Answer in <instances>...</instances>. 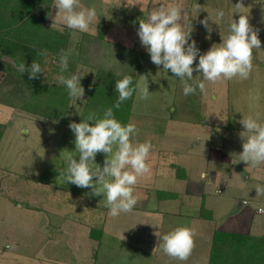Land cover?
<instances>
[{
	"label": "crops",
	"instance_id": "1",
	"mask_svg": "<svg viewBox=\"0 0 264 264\" xmlns=\"http://www.w3.org/2000/svg\"><path fill=\"white\" fill-rule=\"evenodd\" d=\"M197 2L203 11H207L204 5L212 6L207 0H121L112 14H106L114 18L112 21L104 15L108 20L105 42L113 49H129L125 55L129 62L135 50L145 49L138 36L140 19L146 20L147 13L161 6L180 4L184 8L181 23L189 28L192 17L199 12L194 7ZM243 5L240 10L245 13L248 9L250 23L259 29L261 40V48L253 53L252 69L263 70L262 5L257 0H243ZM210 43L206 37L203 45L209 47ZM85 61L80 64L90 65ZM198 61L199 57L194 68ZM142 75L150 95L142 100L135 94L128 122H134L139 130L134 142L152 143L147 161L150 172L138 178L134 187L138 202L129 213L110 217L103 194L91 195L90 188L63 184L59 177L68 155L79 158L69 125L78 123L80 114L70 122L67 117L71 108L75 111L78 100L71 99L67 112L55 118L62 128L58 124L53 127L55 119L29 110L16 119L19 123L3 126L0 264H209L216 229L264 235V195H257L255 188L258 184L264 186V164L248 167L239 161L244 143L240 136L245 131L240 123L243 116L258 115L264 123V116L258 112L264 109V84L255 87L257 109L253 105L245 109L242 99L231 97L236 90L232 92L228 79H224L222 91L205 81V93L197 89L195 94L185 96L180 79L162 65L153 63L140 71L139 79ZM193 76L203 80L198 71ZM219 101L222 109L214 110ZM12 107L0 100L1 124ZM231 112L235 122L226 126ZM54 128L55 133L60 132L59 137H51ZM31 136L34 139H29ZM105 158L104 153L96 155L101 168ZM232 159L239 164L236 166ZM249 199L251 205H245ZM235 207L238 214L233 212ZM133 224L142 225V231L134 232ZM183 224L195 232V247L186 261L165 254L155 235L159 232L162 237Z\"/></svg>",
	"mask_w": 264,
	"mask_h": 264
},
{
	"label": "clouds",
	"instance_id": "2",
	"mask_svg": "<svg viewBox=\"0 0 264 264\" xmlns=\"http://www.w3.org/2000/svg\"><path fill=\"white\" fill-rule=\"evenodd\" d=\"M257 3L262 5L264 21V0H257ZM53 5L59 11L53 18L52 27L62 23L69 29L87 33L97 18L95 6L84 7L81 0H54ZM242 5L243 0L236 4L234 12H239L240 16L238 20L232 19L230 22L227 37L221 33L222 42L213 44L203 54L200 53L195 39L189 43L192 27L186 28L181 23L184 8L180 4L161 6L147 13V19L139 21L138 36L150 54L152 63L162 65L163 69L171 71L180 79L185 96L195 94L197 89L205 93V81L217 82L237 77L248 79L251 74L253 50L261 48V40L259 29L250 23L249 12L240 10ZM196 8L199 12L203 10L199 5ZM141 10L145 11L143 5ZM207 12L209 15L201 23L207 29L210 39L213 31L210 20L219 25V20L223 19L225 12L218 9L216 19L212 18L208 10ZM60 30L63 31V28ZM37 55L46 56L47 50H39ZM197 57L199 61L194 68ZM68 64V54L61 51V74L57 76V82L66 87L71 99L82 100L85 93L81 85L82 76L79 72L65 76L63 73L68 70ZM13 67L22 74L29 72V79L36 78L43 71L36 61L30 67H26L24 62L14 64ZM194 71L202 73L203 80L193 79ZM115 91L118 94L117 100L113 106L104 110L102 115L89 112L84 116L78 111L84 117L83 120L70 123L69 127L75 135V152L79 158L77 159V155H68L59 176L63 184L72 183L77 187L90 188L91 195L94 196L103 194L106 198L105 206L109 209L108 215L113 218L121 213L131 212L136 206L138 197L134 195V187L139 177L150 172L147 161L152 149L150 140L133 141L139 131L134 122L124 124L114 115V109L118 110L134 93L139 99L149 98L150 91L148 84L144 82V76L134 83L131 75H123L121 79L116 80ZM240 123L245 131L240 133L244 143L239 161L246 162L248 167L264 164V123L260 122L258 115L243 116ZM98 153L106 154L102 168L96 162ZM255 188L257 195H264V186L258 184ZM155 235L159 239L160 249L180 261H186L195 247V232L189 226L176 227L162 237L159 232Z\"/></svg>",
	"mask_w": 264,
	"mask_h": 264
},
{
	"label": "rangeland",
	"instance_id": "3",
	"mask_svg": "<svg viewBox=\"0 0 264 264\" xmlns=\"http://www.w3.org/2000/svg\"><path fill=\"white\" fill-rule=\"evenodd\" d=\"M31 3V0H27ZM121 0H81V4L84 7H92L95 6L96 12H97V18L93 22V24L90 26V31L80 32L78 30H73L67 28L64 24L58 23L56 27H52L53 24V18L56 16L57 12L59 11L57 7L53 6L54 0H35L36 3H34L35 11L36 13L41 17L42 21L51 28L60 29L63 28L62 34L60 37L56 36L58 41L55 43L50 42L53 39H50L51 37H54L53 34L47 38H44L42 50H47L46 56H38L37 60H26L23 62L26 64V67H30L31 64L36 61L41 65L42 72L39 73V77L36 78V80L41 84L51 83V82H57V76L60 75V67H59V60H60V53L61 51L68 54L69 64H68V70L63 73L65 76H69L71 74L79 72V74L83 78L81 80V85L85 89L84 98L81 99H73L78 100L77 107L74 110L71 108L69 111V122L70 119H75V117H78L79 112L81 113L82 110H84V106L86 104V101L88 99V87H92L95 79L96 74L99 68H106L111 67V71L116 73H127V72H137L140 75V71L143 72V70H147V67L150 65H153L151 62L150 54L147 52L146 48L143 49L141 52L136 51L138 53L132 54L133 59L126 58V53L129 52V49H125L123 47H119L116 49H113L109 45L106 44V38L105 33L107 32L106 25L108 23V20L106 19V14H112L113 13V7L116 6L118 3H120ZM200 1V0H194ZM208 2L212 3V6L208 3V7L204 5V7L212 14V18L216 19V11L218 9H222L225 12V16L223 19L219 20V25L212 22L210 20V23L212 24L213 31L211 33V43L208 44L209 47H206V44L203 45L204 39L208 37V31L205 28V26L201 23V21L209 15L207 11H200L194 17H196L197 21L194 20V17H192V21L189 23L190 27H192V33L189 40V43H191L192 39H195L197 43V47L200 49V53L203 54L208 49H210V46L213 44H219L222 42V36L221 33L227 37L229 34V24L232 21V19L238 20L240 14H238L235 11V7L237 4V0H207ZM202 2V1H201ZM10 4V0H0V26H3L0 30V37L1 32H4L5 36L4 38H11L13 36L14 32L12 31L11 34H6L5 31H8L12 28L10 26V22L15 20V13H19V9L12 7ZM199 4V2L195 3L194 7ZM228 5V7H227ZM227 8V9H226ZM198 11V10H197ZM248 9H246L245 13H247ZM250 13H253V10L250 11ZM106 17H105V16ZM109 20H113V17H107ZM188 21V19H187ZM195 24H197L195 26ZM18 24L16 25V27ZM47 28L45 31H48ZM26 36L25 33L17 31V37L16 39H24ZM5 38V39H6ZM28 39V38H27ZM47 39V40H46ZM209 39V38H208ZM201 40V41H199ZM21 41V40H20ZM27 42L25 39L22 40ZM2 48V41L0 40V52ZM24 47L20 48L23 49ZM88 50V52H86ZM141 50V49H140ZM255 49L253 50L254 53ZM112 52V53H111ZM116 52V53H115ZM147 54H149L147 56ZM126 55V56H125ZM125 56V58H123ZM111 58V59H110ZM86 59L85 62H90V65L86 64H80V61ZM259 58H257L258 60ZM112 60V63H111ZM127 60V61H126ZM133 60V61H132ZM79 62V65H78ZM126 62V63H125ZM110 63L112 65H110ZM16 64L14 62V59L11 55L7 53H0V100L1 102L4 101L7 104L13 105L15 107L11 108L12 112H9L5 117L6 119L3 120V124H1V114H0V131L3 129V126L13 124L17 118L23 116V114H27L28 110L23 107V104L26 102L27 98L31 95L32 90L34 88V82L35 79H29V72L20 73L13 65ZM17 65V64H16ZM106 66V67H105ZM108 66V67H107ZM264 66V65H263ZM80 70V68L82 70ZM95 69V73H93ZM121 70H124L120 72ZM139 80V79H138ZM224 79L213 82V86L215 85V88L219 87V91L224 90L222 88ZM264 84V69L263 70H253L251 71V74L248 79H240V78H233L231 79V86L230 89L232 92L236 90V93L232 94V96L238 97L237 100H241L243 102V107L246 109L248 106L253 105L254 108L257 109V106L259 104V97H257L258 92L255 90V87L260 84ZM47 86V85H46ZM210 87V86H209ZM226 87V86H225ZM47 87L44 89H39L38 91H42L38 93V96L40 100L47 101L46 95L47 93ZM237 94V95H236ZM71 101V98H70ZM249 101L248 103H246ZM70 103V102H69ZM74 107L76 103L73 104ZM69 107V106H68ZM214 110H221L222 109V101H219L216 105L213 106ZM81 110V111H79ZM79 111V112H78ZM259 115L264 116V109H259ZM74 115V116H73ZM52 119H55L51 117ZM58 118V117H57ZM59 119V118H58ZM57 120V119H55ZM67 120V121H68ZM234 113L231 112L229 114L228 124L232 125L235 121ZM65 122L68 124V122ZM18 122V121H16ZM19 123V122H18ZM61 123V122H60ZM79 123V122H78ZM53 124V122H52ZM58 124L59 127H63L62 124H59V122L54 123L53 127H55ZM22 125V124H21ZM7 127V126H6ZM66 127V125H65ZM225 128V124H224ZM55 129V128H54ZM59 129V128H57ZM218 125L214 126V133L213 137L216 138L218 136ZM56 129L54 130L55 133ZM59 131V130H58ZM3 132V130H2ZM26 134V133H25ZM60 132L55 133V135H52L51 137L54 138V136H58ZM42 135V134H40ZM62 136V135H61ZM50 137V135H49ZM59 137V136H58ZM57 137V138H58ZM56 138V139H57ZM1 139V134H0ZM14 139V138H12ZM16 139H18L16 137ZM29 139H34L33 136ZM235 163L237 166L239 162L237 160H231ZM227 164V163H226ZM240 198L236 200L237 204L239 205ZM253 204V203H252ZM245 205H251V200L249 199V203H245ZM264 206V205H262ZM248 207H246L247 209ZM234 213H239V209L237 207L233 208ZM139 224H133V231L138 232L142 231L141 226ZM180 226H185L180 225ZM143 227V226H142ZM34 258V257H33ZM31 263V262H29Z\"/></svg>",
	"mask_w": 264,
	"mask_h": 264
},
{
	"label": "trees",
	"instance_id": "4",
	"mask_svg": "<svg viewBox=\"0 0 264 264\" xmlns=\"http://www.w3.org/2000/svg\"><path fill=\"white\" fill-rule=\"evenodd\" d=\"M35 0H31V3L27 0H10L12 7L19 9V13H15V20L9 24L10 30L5 31L6 34H14L11 38H4V32H1L0 40L2 41V48L0 53H7L11 55L14 62L18 65L20 62L27 60H37V51L42 50L43 39L50 37V42L55 43L60 38L56 36H63L62 32L58 29L47 26L36 13L34 6ZM18 26L16 27V25ZM3 26H0V30ZM48 31H45L46 29ZM26 34L24 39H16L17 31ZM28 38V39H27ZM47 40V39H46ZM24 47L23 49H20ZM40 57V56H39ZM106 68H99L96 74V79L91 87L88 99L84 106V110L81 114L87 116L89 112H96L102 115L104 110L114 105L118 98V94L115 91V83L117 79H121L123 75H131L134 83L139 79V73L127 72L119 73L116 75ZM39 77V74L38 76ZM36 77V78H37ZM35 79L34 88L31 95L27 98L23 107L29 111H34L39 114H43L49 117L57 118L65 114L68 110L70 97L66 87L58 82H51L41 85ZM47 85V86H46ZM47 87L46 99L43 101L38 99L39 89H45ZM133 97L124 101L118 110L114 109V115L116 118L124 124L128 123ZM79 115V122L83 120V116ZM2 134V130L0 131ZM204 206H202V209ZM202 212V211H201ZM209 264H264V235H251L245 233H238L234 231H228L223 229H216L213 236V247L211 251Z\"/></svg>",
	"mask_w": 264,
	"mask_h": 264
}]
</instances>
